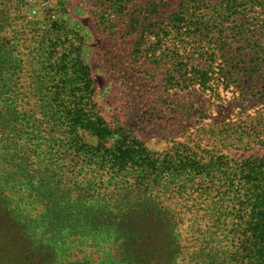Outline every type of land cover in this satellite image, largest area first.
I'll return each mask as SVG.
<instances>
[{"label": "rangeland", "instance_id": "obj_1", "mask_svg": "<svg viewBox=\"0 0 264 264\" xmlns=\"http://www.w3.org/2000/svg\"><path fill=\"white\" fill-rule=\"evenodd\" d=\"M4 1L15 34L6 31L7 39L2 42L8 57L17 54L28 74L40 69L35 43L40 33L34 30L41 25L36 22L62 20L84 37L83 55L92 79V100L96 112L111 129L131 135L160 156L172 146L182 145L203 161L219 157L236 164L245 158H264L263 8L228 19L221 18V12L212 7L197 9L213 26V39L218 34L221 40L210 60L190 51L187 69H183L171 65L170 47L176 40L167 39L159 45L151 34L162 25L161 20L168 22L166 17L179 11L180 0H162L157 7L155 0H114L113 4L108 0ZM139 33L146 38L139 39ZM18 36L22 41L17 42ZM154 47L169 50H158L156 54L160 55L154 57ZM252 61L260 65L252 69ZM29 81L24 79L25 83ZM4 91L1 87L0 111L12 131L16 129L18 133L25 127L22 119L37 123L43 117L32 95L26 104L15 107L4 101ZM27 107L32 110L22 118ZM23 144L14 158L28 159L24 171L17 169L21 163H12L10 168L0 164V264H6L5 250L10 242L25 252L27 264H116L121 260L123 264H171L164 226L156 232L144 226V217L137 215L119 224L117 214L109 215V210L101 206L106 194H90L82 189L83 183L95 178L97 172L105 175L84 155L75 166L49 162L50 172L37 184L27 185L22 180L25 172L36 174L33 167L41 166V145L48 151H62V146L68 149L69 145L53 133L52 126H46L37 137L24 139ZM164 177L161 182L176 181ZM180 180L186 183L189 178ZM200 180L205 179L198 174L193 182L201 183ZM122 186L131 193L129 184ZM144 192L136 189L130 194L137 198L136 204L146 201L148 194L144 196ZM184 198L186 195L180 193L176 199L183 202ZM95 201H100L97 209L84 210L87 203ZM209 207L200 205L197 214L207 217ZM184 208L179 216L180 230L187 228L192 214L184 212ZM198 219L203 225L204 220ZM110 224L115 226L110 229ZM157 233L159 241L155 242ZM184 237L189 235L184 232ZM190 243L187 239L185 247ZM176 262L185 264L186 260ZM219 263L224 262L218 258L216 264Z\"/></svg>", "mask_w": 264, "mask_h": 264}, {"label": "trees", "instance_id": "obj_2", "mask_svg": "<svg viewBox=\"0 0 264 264\" xmlns=\"http://www.w3.org/2000/svg\"><path fill=\"white\" fill-rule=\"evenodd\" d=\"M155 2L157 7L162 0ZM5 4L0 0V88H5L4 101L21 107L30 94L39 104L35 106L43 110V117L37 123L22 119L25 127L17 133L0 111L1 166L10 168L12 163H21L17 169L24 171L28 159L16 160L15 152L23 147L24 139L43 134L44 128L50 125L59 141L69 147L48 151L41 145L40 151L38 149L41 166L33 167L36 174L29 171L23 175L22 180L27 185L37 184L44 179L43 175H48L49 162H68L75 166L84 155L94 166L104 170L105 175L97 172L95 178L83 183L82 189L90 194H106L101 206L109 210V215L117 214L119 224L126 217L137 215L144 217V226L149 225L156 232L164 226V241L172 252L171 264H177V259L186 260L185 264H216L218 258L223 264H264V158H245L236 164L219 157L203 161L182 145L172 146L160 156L131 135L111 129L96 112L92 100V79L83 55L84 37L62 20L36 22L35 25H41L38 30L33 28L40 33L35 37L40 69H32L28 74L17 54L8 57V49L2 42L7 39L6 31L12 36L15 34L13 19L7 18ZM256 7L264 9V0H180L179 11L166 17L168 22L161 20L162 25L155 27L151 34L159 45L167 39H175L176 43L170 47L171 65L187 69L186 58L190 51L210 60L221 40L218 34L213 39L216 33L213 26L209 20L204 21L205 17L199 15L197 9L211 8L220 11L221 18L228 19L238 14L244 16ZM143 38L146 35L139 33V39ZM20 41L22 38L18 36L17 42ZM158 50L162 53L169 49L154 47V57L160 55L156 54ZM259 65L260 62L252 61L249 67L254 69ZM25 78L30 81L25 83ZM25 110L22 118L32 107ZM198 174L205 180L194 183ZM164 176L176 181L161 182ZM180 178H189V183ZM172 183L176 184L171 187ZM125 184H129L131 193L136 189L145 191L146 201L136 204L137 198L130 195L127 186H122ZM180 193L186 195L183 202L176 199ZM99 202L87 203L84 210L97 209ZM202 204L210 206L207 217L197 214ZM44 205L47 207L46 203ZM183 207H186L184 212L192 214L187 228L180 230L179 216ZM193 208L195 211L191 212ZM198 218L204 220L203 225L198 223ZM113 226L115 224H110L109 228ZM184 232L188 238L184 237ZM159 236L158 233L154 236L155 242L159 241ZM187 239L191 243L186 248ZM5 251L6 264H27L25 252L15 249L12 242ZM116 264H123L122 260Z\"/></svg>", "mask_w": 264, "mask_h": 264}]
</instances>
